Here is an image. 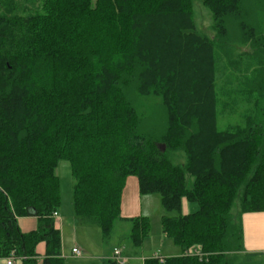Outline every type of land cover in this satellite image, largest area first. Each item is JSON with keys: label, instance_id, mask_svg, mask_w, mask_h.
Segmentation results:
<instances>
[{"label": "trees", "instance_id": "16d2710c", "mask_svg": "<svg viewBox=\"0 0 264 264\" xmlns=\"http://www.w3.org/2000/svg\"><path fill=\"white\" fill-rule=\"evenodd\" d=\"M201 1L213 38L195 31L193 0H0V258L14 251L22 264H64L52 216L61 160L74 179V215L97 225L103 242L129 222V256H138L150 222L120 217L128 176L141 195L159 194L166 211L179 212L182 199L198 204L160 219L181 253L143 264H237L255 255L244 253L242 216L264 212V0ZM236 45L247 50L235 55ZM217 52L228 67L241 58L250 73L243 83L253 113L232 129L217 127ZM150 95L161 100V129L138 111ZM176 151L184 164L169 158ZM28 216L37 226L22 232L18 218Z\"/></svg>", "mask_w": 264, "mask_h": 264}, {"label": "rangeland", "instance_id": "374dc122", "mask_svg": "<svg viewBox=\"0 0 264 264\" xmlns=\"http://www.w3.org/2000/svg\"><path fill=\"white\" fill-rule=\"evenodd\" d=\"M193 20L195 24V31L208 38H213L215 31L212 27L213 18L209 9L203 5L201 0H193ZM259 20L261 32L264 33V13ZM237 48L234 54L239 51H245L247 48L243 45H236ZM239 46V47H238ZM239 48V49H238ZM248 55V54H247ZM249 57V56H248ZM239 64L237 67L227 66L225 58L217 52L216 54V80L215 90L217 93V127L220 130L232 129L237 125H244L247 114H252L254 109V99L248 97L246 94V86L243 81L245 77L249 76L250 73L245 72L244 64ZM255 60V59H253ZM161 100L159 97L150 95L141 97L138 100V111L144 115L146 119L147 127H154L161 129L164 123V113L161 110ZM169 158L173 163L182 165L185 162V154L183 151L169 152ZM56 175L59 178L60 184V210L64 212L67 218L66 234L70 237L77 234V241L89 242L87 246H79L84 254L88 256H95L96 243L99 249V259L94 261L101 262L100 258L103 255L104 250L107 251L114 245L125 246L128 252L132 250L130 241L127 238L130 224L127 221H119L116 223L111 238L107 242L102 241L101 231L95 224H87L85 226H79V222H76L75 228L72 226V218L74 216L72 208V186L74 179L71 175L69 163L65 160H61L56 169ZM188 185L190 186L193 177L187 175ZM241 191V190H240ZM239 191V192H240ZM144 216H147L150 222V231L148 236L144 239L142 246L139 250V255L136 259H133L131 264H142L143 259L150 257L159 256H176L181 253L179 246L175 245L173 241L163 234L160 224V219L163 215L165 216H178L187 213H192L198 210V204L195 202H189L182 199L180 211H166L160 200L159 194H147L143 198ZM239 210V202L236 199L231 209V213L234 218H237ZM80 219V218H79ZM59 226V221H57ZM88 230V236L86 237L83 230ZM43 243L44 242H40ZM248 253V252H244ZM237 264H264V254L258 253L253 257L242 258Z\"/></svg>", "mask_w": 264, "mask_h": 264}, {"label": "crops", "instance_id": "0c3cea01", "mask_svg": "<svg viewBox=\"0 0 264 264\" xmlns=\"http://www.w3.org/2000/svg\"><path fill=\"white\" fill-rule=\"evenodd\" d=\"M242 61H240V64ZM56 173V172H55ZM146 195H141L139 193L138 180L135 176H128L125 181V185L122 192L121 206H120V217L132 218L137 216H144L143 211V197ZM56 226L60 230L61 234V256L63 258L64 264H93L97 263V258L99 259V249L97 248L98 243H96V249L94 250L95 256H88L84 254L79 246H87L89 242L81 240L77 241V234L70 237L66 234V224L67 218L62 210H57ZM75 216V215H74ZM59 221V226L57 224ZM76 222H79V226H85L91 224L82 218L75 216L72 218V226L75 228ZM242 225H243V235H244V252L254 253V254H264V212H255L247 213L242 216ZM18 226L22 232H28L33 230L37 226V218L34 216L21 217L18 218ZM97 226V225H96ZM98 227V226H97ZM99 228V227H98ZM84 235L88 236V230H83ZM79 245V246H78ZM72 248H78L81 251L79 256L72 253ZM115 248L121 249L123 255L127 256L128 251L125 246L114 245L109 248L107 251L104 250L103 255L101 256V262L107 261V259L112 257L113 250ZM36 252L39 255V259L43 258L45 255V243H39L36 247ZM131 252V251H130ZM127 264L133 259H136L139 256H127ZM169 256H159V258H164ZM144 261V259H143ZM99 263V261H98ZM0 264H7L6 258H0ZM12 264H22L21 260H15ZM143 264V263H142Z\"/></svg>", "mask_w": 264, "mask_h": 264}, {"label": "built area", "instance_id": "2783aa9c", "mask_svg": "<svg viewBox=\"0 0 264 264\" xmlns=\"http://www.w3.org/2000/svg\"><path fill=\"white\" fill-rule=\"evenodd\" d=\"M57 215H58L57 211L53 212V214H52V216L54 218H56ZM72 253L74 255L79 256L81 254V251L78 248H72ZM184 253L187 255L202 256V253L196 248H189V249L185 250ZM111 258L113 260H115L118 264H127V261H128V257L123 255L121 252V249H119V248H115L113 250V254H112ZM18 259H20V258L15 255L14 251H11V253L9 254V256L6 259V263L12 264L15 260H18Z\"/></svg>", "mask_w": 264, "mask_h": 264}]
</instances>
